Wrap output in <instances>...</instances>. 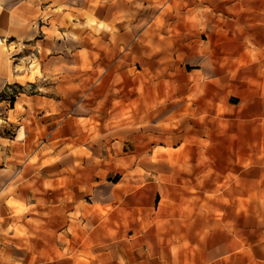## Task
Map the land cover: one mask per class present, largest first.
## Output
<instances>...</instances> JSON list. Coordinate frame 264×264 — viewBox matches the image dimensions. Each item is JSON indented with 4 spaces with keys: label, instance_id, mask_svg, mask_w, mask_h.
I'll return each mask as SVG.
<instances>
[{
    "label": "rangeland",
    "instance_id": "374dc122",
    "mask_svg": "<svg viewBox=\"0 0 264 264\" xmlns=\"http://www.w3.org/2000/svg\"><path fill=\"white\" fill-rule=\"evenodd\" d=\"M30 5L0 37V264H264V0Z\"/></svg>",
    "mask_w": 264,
    "mask_h": 264
},
{
    "label": "crops",
    "instance_id": "0c3cea01",
    "mask_svg": "<svg viewBox=\"0 0 264 264\" xmlns=\"http://www.w3.org/2000/svg\"><path fill=\"white\" fill-rule=\"evenodd\" d=\"M33 0H0V37H3L5 34L8 36L13 35L16 31L21 30L22 23L28 22L26 17L23 15V8L26 5H30ZM32 6V5H30ZM35 8V7H34ZM158 262H165L164 258H158ZM55 264H61L62 262L67 264H86L76 260H67V261H54ZM171 264H184L183 259L180 256H177V259L171 260ZM133 264H141L139 262H134ZM166 264V263H165Z\"/></svg>",
    "mask_w": 264,
    "mask_h": 264
}]
</instances>
